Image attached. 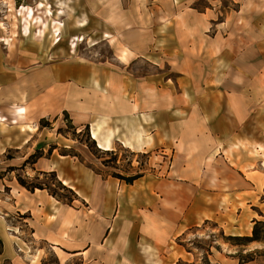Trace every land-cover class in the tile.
I'll return each mask as SVG.
<instances>
[{
	"label": "crops",
	"instance_id": "crops-1",
	"mask_svg": "<svg viewBox=\"0 0 264 264\" xmlns=\"http://www.w3.org/2000/svg\"><path fill=\"white\" fill-rule=\"evenodd\" d=\"M129 4L124 12L120 0H101V16L113 11L120 24L116 33L122 31L123 35L122 39L117 37L116 45H110L111 62L68 58L40 64L26 74V117L47 121L39 130L40 149L48 154L44 156L46 161L39 156L31 166L36 165L41 172L52 171L75 195L73 203H66L46 189L30 191L20 185L6 202L1 199L7 213L20 211L27 216L7 222V229L0 222V253L4 251L1 254L10 264H176L186 253L178 239L190 227L213 220L224 234L228 230L229 235L240 236L242 224L248 236L252 220L263 218L255 204L264 199V188L253 181L251 174L252 163L258 162L259 180L264 181V156L251 154L250 149H255L258 142L264 147V140L253 139L251 128L256 114L248 90L236 82L241 79L240 73H235L231 86L225 89L228 104L224 108L187 104L179 110L168 109L166 100L158 105L155 86L150 82L156 77L151 72L142 75L140 68L142 64L154 66L157 61V32L175 29L161 24L170 15L167 11L172 0H168V8L156 0H131ZM179 26L180 48L188 47L190 33L185 17ZM256 32L264 36L262 30ZM122 47L131 54L122 57ZM262 88L255 86L254 90ZM184 91L183 96H187L189 92ZM169 92L166 90V94ZM173 111L184 112V120L173 122ZM62 114L70 115L75 128L89 125L90 130L95 119L104 118L112 131V143L151 145L159 127L167 140L171 138L180 145L178 161L162 177L143 175L128 184L115 176L101 179L77 164L70 149L58 152L60 146H67L48 127V120L59 121ZM120 121L131 138L120 129ZM171 141H163L164 146ZM230 145L237 146L233 149L238 154L231 151L228 158L223 153ZM76 202H81L84 209H78ZM216 246L220 250L212 251H224L220 243ZM241 248L261 250L263 244L252 241Z\"/></svg>",
	"mask_w": 264,
	"mask_h": 264
},
{
	"label": "rangeland",
	"instance_id": "rangeland-1",
	"mask_svg": "<svg viewBox=\"0 0 264 264\" xmlns=\"http://www.w3.org/2000/svg\"><path fill=\"white\" fill-rule=\"evenodd\" d=\"M40 1L48 3L51 9L50 15L41 14L43 19H47V30L41 40L36 36L40 18L30 20L28 35H24L23 18L19 13L20 7L24 5L31 7L32 14L40 17ZM59 2L67 5L61 15L56 14L60 12ZM120 2L123 11L126 12L131 0H120ZM156 3L168 8V0L167 3L165 0H156ZM100 6L101 0H0V115L7 118L5 122H0V202L1 199L6 202L9 195L16 194L15 190L21 185L18 182L20 177L29 187L34 185L47 187L48 189H43L49 193V189L56 191L60 201L69 203L71 199L73 203L74 191L64 185L55 173L41 172L36 169V165L31 166L39 156L41 161H46L44 156L48 154L44 155L43 149H40L39 130L40 124L45 125L47 121L40 123L37 118L32 120L26 117L25 123L31 124L33 129L22 128L19 124L15 125L11 122L9 106L13 103H25L28 100L26 95L29 89L25 87L26 74L31 69L40 67V64L68 58L77 61L84 58L95 62L112 61L110 45L112 43L116 45L117 37L122 39L123 35L122 31L116 33L120 29V24L113 11L104 13L105 17H103L100 14ZM167 14H170L166 16L168 19L164 18L161 24L175 29L164 28V31L157 32V61L154 66L142 64L140 68L142 75L151 72L152 77H156L150 82L155 86L158 105L166 100L168 109L179 110L187 104L193 106L205 104L209 109L214 105H221L224 108L228 104V94L225 89L231 86L230 81L235 73H240L241 79L236 82L239 84L238 87L248 90L250 104L256 114L251 128L253 139L257 140L260 137L264 140V36L260 37L256 32L262 30L264 35V0H172V6ZM80 17L87 18V25L83 28H77L75 24V20ZM182 17L187 20L190 37L188 47L180 48L179 25L182 23ZM52 18H59L62 23L60 41L56 46L52 45L50 32ZM123 20L124 17L121 16L120 23ZM157 27L159 29L160 25L158 24ZM105 33L115 36L111 40L110 38L104 40ZM73 35H84L85 40L77 43L75 53L71 54L68 43ZM8 39L6 44L5 40ZM245 52L248 56L243 55ZM247 57V61L243 63ZM23 59L26 60L22 62ZM131 70H134L133 65ZM31 73L33 76V71ZM24 75L26 76L23 78ZM259 77H263V80ZM255 86H263V88L256 92ZM166 90L170 92L166 94ZM184 90L189 92L187 96H183ZM35 92H32L33 95ZM173 112L176 113V117L171 119L173 122L184 120L183 117L186 115L184 112ZM69 116L62 114L58 117L59 121H56L57 118L48 120V127L51 126L52 132H57L60 135L57 137H60L61 142L67 146H60L58 152L70 149L71 154L77 158V161L74 160L77 164L88 167L101 179L107 176L136 177L129 182L133 183L143 175L162 177L165 170L178 161L180 145L176 146L171 138L167 140L165 133L163 135L160 133L159 127L155 141L151 145H148V142H135L134 145L127 147L119 142H113L112 149L105 151L99 149L92 140L89 125L75 128ZM260 117L263 120L259 119ZM118 124L120 129L131 138V133L127 131L124 122L120 121ZM163 141H171V143L165 147ZM220 146L222 147V144ZM50 147L52 148V145ZM218 148L214 149V152ZM235 150L237 149H227L223 154L230 158V152H237ZM250 153L254 154L253 148L250 149ZM27 154L30 156L26 160L22 159ZM241 167L245 171L244 166ZM259 167L258 162H253L251 175L253 181L264 188V181L259 180ZM246 175L251 177L248 171ZM121 180L128 184L126 180ZM76 205L78 209H84L81 202H76ZM255 205V209L263 216L260 219L264 221V199H259ZM22 217L27 216L20 211L7 213L6 204L0 203V222L4 229L9 226L7 222ZM230 222L238 223V221ZM239 228L244 236L245 225L241 224ZM230 236L228 230L224 234L219 227L216 228L213 220L205 221L200 226L190 227L183 233L182 239L181 237L178 239V244L183 245L186 253L176 264L264 263V243L261 250L240 251L241 247L246 245H238L235 241L228 240ZM217 242L224 251H212L214 248L220 250L216 246ZM228 246L231 247L227 248ZM232 248L237 251H231ZM1 253L0 264H10L6 256ZM247 256H253V260L247 261Z\"/></svg>",
	"mask_w": 264,
	"mask_h": 264
},
{
	"label": "bare ground",
	"instance_id": "bare-ground-1",
	"mask_svg": "<svg viewBox=\"0 0 264 264\" xmlns=\"http://www.w3.org/2000/svg\"><path fill=\"white\" fill-rule=\"evenodd\" d=\"M59 4H60V7L58 9L60 10V12L56 13L57 15H61L62 10H64V8H67V5L65 3L59 2ZM39 7H40V17L32 14L33 9L31 7L24 6V5L20 7L19 13L22 14V18H23L22 32L24 33V35H28L30 20L32 21L34 19L40 18L39 25L37 27L38 30L36 32V36L38 38H40V40H41L42 38H44L45 32L47 30V22H46L47 19H43L41 14L48 16L51 13V9L48 7V3L44 2V1H40ZM51 20H52V22H51L52 25L50 28V32H51V36H52V45L56 46L60 41L59 33H60V29L62 27V23L59 20V18H52ZM75 24H76L77 28H83L87 25V18H85V17L77 18L75 20ZM104 36L106 38H109V37L111 38L109 33H105ZM84 40H85L84 35H73L69 39V43H68L70 53L71 54L75 53V48H76L77 43L83 42ZM8 41H9V39L5 40L6 44H8ZM95 43H93V44H95ZM121 53H122V57H126L127 55L131 54L130 51L125 47H122ZM243 55L248 56V53L245 52ZM247 59H248V57L244 59L243 63H245L247 61ZM9 109H10L11 116H12L11 122L13 124H15V125L19 124L20 127L27 128L29 130L33 129V126L31 124L25 123V119H26V115H27V106L24 103H13L9 106ZM6 120H7V118H5L3 115H0V122H5ZM106 123H107V120H105L104 118L95 119L94 123L92 124L91 130H90V135H91L92 140H94L96 142V146L99 149L108 151V150L112 149L111 148L112 147V131L110 130V128H108L106 126ZM137 141L141 142L140 139H138ZM124 145L128 147L131 145V143L126 142V143H124ZM233 148H237V146L236 145H230L228 150H231ZM263 149H264V147L262 144H257L255 149H253V153L254 154H260L261 156H264ZM262 165L264 167V161H263Z\"/></svg>",
	"mask_w": 264,
	"mask_h": 264
},
{
	"label": "trees",
	"instance_id": "trees-1",
	"mask_svg": "<svg viewBox=\"0 0 264 264\" xmlns=\"http://www.w3.org/2000/svg\"><path fill=\"white\" fill-rule=\"evenodd\" d=\"M43 122H45V121H42V123ZM119 178L124 179V180H126V182L129 183L136 177H123V176H121ZM18 182L31 191H33L35 188H38V189L46 188V189H48L47 187H43L40 185H34V186L29 187L27 185V183L23 179H21L20 177H18ZM58 183L60 184V182H58ZM60 187H62L63 189H67L63 185H60ZM67 190L70 191L69 189H67ZM49 191L53 196L60 199V196L57 194L56 191L51 190V189H49ZM69 202H71V199H69ZM227 239L235 241V243L238 245H247L249 242H252V241L264 243V221H262L261 219H253L250 235H248V236L247 235L230 236ZM0 245H1V241H0ZM249 260H253V256L248 257L247 261H249Z\"/></svg>",
	"mask_w": 264,
	"mask_h": 264
}]
</instances>
